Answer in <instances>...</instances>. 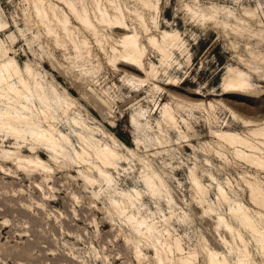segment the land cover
I'll return each instance as SVG.
<instances>
[{
    "label": "rangeland",
    "instance_id": "obj_1",
    "mask_svg": "<svg viewBox=\"0 0 264 264\" xmlns=\"http://www.w3.org/2000/svg\"><path fill=\"white\" fill-rule=\"evenodd\" d=\"M118 1L145 44L150 35L164 44L165 31L181 34L169 64L149 47L145 73L118 70L109 62L121 47L117 29L97 24L101 48L71 18L74 40L88 43L78 52L48 6L64 4L45 0L56 38L32 0H0V66L16 59L29 84L14 82L25 93L14 103L0 97V112L25 133L19 141L0 131V167L8 169L0 168V264H210L212 254L240 264L236 231L248 264H264V212L248 188L251 175L264 188V172L213 133L264 129V66L256 63L264 58V0H161L158 13ZM228 68L242 72L234 88L222 84ZM165 105L177 126L164 124ZM231 110L256 125L245 126ZM44 129L57 138L58 153L40 142ZM105 145L117 154L113 168L95 157ZM27 158L45 168H20L17 160ZM240 205L256 232L244 227Z\"/></svg>",
    "mask_w": 264,
    "mask_h": 264
},
{
    "label": "bare ground",
    "instance_id": "obj_2",
    "mask_svg": "<svg viewBox=\"0 0 264 264\" xmlns=\"http://www.w3.org/2000/svg\"><path fill=\"white\" fill-rule=\"evenodd\" d=\"M56 1L58 3L64 4V6L56 5L55 3H49L48 6L52 11L53 17L55 19V24L59 25L64 35L73 39L74 47L78 52H81L83 45L88 43L85 42L80 44L74 40L73 29L76 27H73L71 25V18L73 17L84 28L92 31L94 36H96V39L101 48H104L105 44L99 37V30L97 28L98 23L100 25H109L111 28H115L121 32L119 39L115 41L117 44H120L121 47L114 46L113 49L111 48L113 52L109 58V62L118 70L120 69V65H123L133 71L135 75L141 73L143 74L146 70L145 59L147 57L149 47H153L158 51L162 65H165L170 63V60L175 55L176 51L181 49L183 46L182 36L179 32L176 31H173L171 33L167 31L164 32V44L158 43L156 37L152 35L148 37V45L145 44L141 40L136 26H130L126 21L123 10L121 9V5L118 0H91V9H89L86 4L87 0ZM32 2L35 7L36 14L42 20L41 22H43V24L48 27L49 34L55 33L56 38H58L59 33H57L56 28L54 26L52 27L51 25L53 19L51 20L48 17L49 8L45 5V0H32ZM160 2L161 0H135L136 4L142 5L144 8L157 13L159 10ZM126 7H128L131 12L133 11V13H136L137 11L134 6H130L128 3ZM66 8L68 10H66ZM138 12L136 13L137 15L135 14L138 17H136V19H138V22L139 20L142 22L143 15ZM256 63H258L259 68L264 66V58L257 59ZM155 70L156 69L154 67L152 69V73ZM254 71L258 72L259 69L255 67ZM241 74L242 72L239 69L228 68L227 74L224 76L222 84L226 88H234V86L238 85V80L240 79ZM15 81L20 84V87L27 88L29 85L25 74L23 73L20 65L17 63V60L11 59L8 63H5L4 65L0 66V97L6 100L7 102L10 101L14 103L15 101H18L19 99H22L24 97L25 93L23 89L15 85ZM166 84L175 85V82L172 79ZM22 107L26 109L25 105H22ZM37 112L40 118L44 120L48 119V115L46 116V114L39 110ZM231 115L234 119H238V121H241L245 126L251 127L256 125V123L251 120L241 119L239 117V114L234 110H231ZM50 117L51 116H49V118ZM162 117L166 126L174 127L178 125L176 112L169 105L164 106L162 111ZM26 123L35 124V122H32L28 119L26 120ZM38 129L41 128L38 127ZM0 131H5L9 139H17L21 141L20 139L25 138L24 130L20 129L19 127L15 126V124H13V117L7 111L0 112ZM41 132L42 135H40V142L48 144L52 151L58 153L60 146L57 141V138H55L51 131H48L47 129L41 130ZM213 133L218 138L220 143H223L228 148L233 149L242 162H245V164L247 163V165L255 168L258 172H264V129L251 130L248 135H243L237 132L225 130ZM83 153L90 154L85 148H83ZM95 157L99 161H102L105 166L107 165L109 168H113V158L115 157L116 159L117 154L113 153V150L108 145H105V152L97 151L95 153ZM17 165L20 168H26V170L29 169L31 166H43L45 168L43 161H41L39 158H27L17 160ZM0 168L8 170L4 166H1ZM251 176H255V180L248 181V188L250 190L251 197L250 199L254 202L257 210L264 212V188L262 187V182L257 178V175ZM191 177L193 183L195 184L200 194L201 192L203 193L204 188L201 186L199 178L195 174H192ZM221 197L223 199L227 198L226 192L223 189L221 190ZM237 214L241 215V221L245 228L254 232L257 231L255 222L248 209H245L242 205H240ZM236 233L238 238L241 240V244L236 246V249L240 256L239 263L248 264L250 251L242 235L237 231ZM158 260L160 263H165L168 258L164 259L163 257L158 256ZM209 263L231 264L225 254H222L218 257L212 254L210 256Z\"/></svg>",
    "mask_w": 264,
    "mask_h": 264
}]
</instances>
